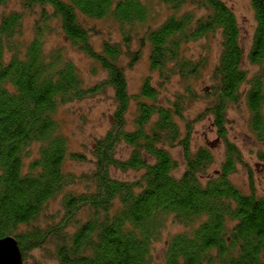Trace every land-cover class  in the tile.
<instances>
[{"label": "trees", "instance_id": "obj_1", "mask_svg": "<svg viewBox=\"0 0 264 264\" xmlns=\"http://www.w3.org/2000/svg\"><path fill=\"white\" fill-rule=\"evenodd\" d=\"M8 1L0 0V6ZM158 1L173 14L156 28L146 26L148 8L141 0H22L21 10L0 14V240L13 237L22 260L52 245L59 264H264V196L251 182L245 193L229 180L241 156L225 130L227 108L243 96L250 129L264 140V0H250L256 26L247 56L257 67L252 77L242 68L240 27L227 4ZM185 4L192 9L177 15ZM34 7L40 17L26 40L24 19ZM107 19L123 28L121 41L103 40L96 50L92 38L100 31L93 21ZM50 21L104 79L87 86L61 49L44 51ZM216 33L220 53L204 112L212 116L226 152L220 170L207 177L211 149L193 151L190 126L183 131L180 124L196 98L188 83L199 78L206 58L188 57L184 47ZM134 37L137 50L131 49ZM143 48L156 83L147 76L131 94L124 69L139 61ZM176 77L183 92L163 98ZM244 84L249 87L242 93ZM107 90L114 102L110 127L93 142L92 172L77 177L65 164L86 157L70 149L57 112ZM174 148L185 163L180 177ZM112 170L138 176L120 180ZM77 184L82 190H68ZM168 219L184 231L166 239L157 262L154 243Z\"/></svg>", "mask_w": 264, "mask_h": 264}, {"label": "rangeland", "instance_id": "obj_2", "mask_svg": "<svg viewBox=\"0 0 264 264\" xmlns=\"http://www.w3.org/2000/svg\"><path fill=\"white\" fill-rule=\"evenodd\" d=\"M145 5L147 3L148 19L146 26L156 28L167 17L173 14L172 10L162 5L158 0H141ZM227 4L234 12L237 18L238 27H240V43L244 51L242 68L246 70L249 77H252L257 67L251 65L247 60L249 49L251 47L252 35L255 30V14H253L250 0H220ZM22 0H9L5 6H0V14L10 11L21 10ZM176 14L191 10L192 7L185 4ZM40 8L34 7L33 12L24 19V37L30 40L33 37L36 20L40 17ZM195 11L196 9L193 8ZM197 14L201 10L195 11ZM93 25L100 31V34L93 36L92 44L96 50L100 49L101 42H120L122 27L117 25L113 20L93 21ZM144 26V25H143ZM48 30L44 31V51L51 52L61 49L65 57L70 59L78 69L85 85L95 84L97 81L104 79L105 73L88 57L81 52L72 48L67 40L62 36L59 25L56 21H50ZM45 28V27H44ZM43 28V29H44ZM131 31V28L125 31ZM140 32L139 29L133 31ZM220 36L216 33L214 36L203 40L192 42L184 47V53L194 59L206 58V67L199 74V78L192 80L189 87L192 94L196 97L194 101L187 104L181 129L184 131L189 124L191 135V147L193 151L199 148H210L213 154L214 162L207 168V177L218 172L221 164L225 160L226 145L224 140L219 139L214 126L213 118L210 114H205L204 110L208 107L211 100L205 98V94L211 91L210 85L213 82L212 71L216 66V60L220 53ZM139 47L137 37L132 40L131 49L137 50ZM148 48H143L140 59L130 68H125V77L128 89L131 94H136L145 77L150 76L153 84L156 83V75L150 71L148 62ZM184 83H180L178 77L172 79L170 84L164 87L162 92L163 98H171L174 94L182 93ZM249 87L244 84L242 93ZM240 103L230 104L226 112L227 142L235 145L241 156V162L235 166V172L229 177L233 185L238 187L242 192L249 190L250 182L253 183L257 194L264 196V140H259L250 129V112L246 107L245 97L241 96ZM114 109L112 92L107 90L106 93L93 98L85 99L80 102H74L62 107L57 112V120L60 123V132L69 142L70 149L84 154L86 161H67L65 171L75 176L85 175L92 172L93 157L91 148L95 139L100 138L109 129L111 123V114ZM34 149V147H33ZM34 153V152H33ZM171 155L179 162V167L175 171L176 177H180L185 168L179 148L171 150ZM128 155L124 152V157ZM111 175L120 180H133L138 174L134 172L120 173L116 170L111 171ZM83 186L77 184L68 188L72 191H80ZM57 203L52 202L51 208L55 209ZM184 231V228L168 219L165 230L160 239L154 243L153 257L155 260L162 261L166 239L177 232ZM53 246L47 245L45 248L35 250L27 254L23 264H59L52 254Z\"/></svg>", "mask_w": 264, "mask_h": 264}, {"label": "water", "instance_id": "obj_3", "mask_svg": "<svg viewBox=\"0 0 264 264\" xmlns=\"http://www.w3.org/2000/svg\"><path fill=\"white\" fill-rule=\"evenodd\" d=\"M0 264H23L21 252L13 237L0 240Z\"/></svg>", "mask_w": 264, "mask_h": 264}]
</instances>
